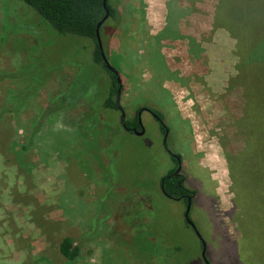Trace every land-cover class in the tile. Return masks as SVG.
<instances>
[{"label":"rangeland","instance_id":"obj_1","mask_svg":"<svg viewBox=\"0 0 264 264\" xmlns=\"http://www.w3.org/2000/svg\"><path fill=\"white\" fill-rule=\"evenodd\" d=\"M111 1L119 17L100 37L121 79L120 104L126 115L152 105L177 133L195 193L189 217L208 261L221 264L225 252L236 264L237 251L246 264H264V249L246 246L232 219L224 155L245 146L243 85L264 64V19L250 37L248 15L239 29L230 25L242 37L239 45L232 37L223 67L215 43L202 45L209 31L190 35L203 26L196 17L208 11L213 21L220 0H167L154 36L145 0ZM93 50L90 39L57 34L22 0H0V264H71L58 251L66 235L80 249L74 264H152L175 246L169 264H181L200 253L184 202L155 188L164 167L148 175L154 139L123 130L118 110L102 106L111 80Z\"/></svg>","mask_w":264,"mask_h":264},{"label":"trees","instance_id":"obj_2","mask_svg":"<svg viewBox=\"0 0 264 264\" xmlns=\"http://www.w3.org/2000/svg\"><path fill=\"white\" fill-rule=\"evenodd\" d=\"M22 1L31 7L38 17L57 34H75L93 41L94 60L107 71L111 80L108 96L102 106L106 110H118L115 101L118 87L116 76L103 62L96 40V26L104 17L106 10H108V17L101 24L99 34L107 20H115L119 17L117 4H113L111 0H106L105 5L104 0ZM217 5L213 17V27L224 28L231 37L237 40L236 45H239L242 36L233 32V25L239 29L236 25L244 24V20L248 15L245 26L249 29L250 35L248 34V37H250L254 35L255 20L257 22L259 18L264 19V0H228V2L227 0H220ZM257 68L255 72L253 71V74H250L254 79L243 85L246 97L244 105L245 118L238 125L240 127L245 125V146L239 154L225 152L224 155L232 183L231 191L234 193L232 202L236 206L235 211L232 210L234 211L231 215L232 219L237 221L242 235L241 238L245 240L246 246L249 242H255L264 249V79L256 78L264 75V64ZM255 81L258 82L257 84L261 83L260 90L256 88V92H254ZM176 189H179L176 184L164 185V190L168 193L173 192L172 194L175 195ZM241 238L232 240L234 244H237L238 249L242 247L243 240ZM76 241L74 237L66 235L58 243L59 253L71 264H74L80 257V249ZM221 245L225 248L223 243ZM173 249L161 250L163 253L158 255V259L152 255L151 263L155 264V260H159L160 264H169L172 254L176 256L181 251L177 246ZM199 249L201 252L200 240ZM236 254L238 257L236 264H246L245 261L240 259L237 251ZM226 259L227 255L224 252L223 258L220 259L222 260L221 264H227ZM181 264H204V262L200 253H198L195 258Z\"/></svg>","mask_w":264,"mask_h":264},{"label":"flooded vegetation","instance_id":"obj_3","mask_svg":"<svg viewBox=\"0 0 264 264\" xmlns=\"http://www.w3.org/2000/svg\"><path fill=\"white\" fill-rule=\"evenodd\" d=\"M119 124L123 130L132 135L138 137L150 136L154 139L146 146L151 150V157L148 158V175H153V171L164 167V172L158 179H156L155 188L158 189L160 194L164 197L176 201H183L185 209L188 199L190 198L191 208L192 199L195 196V193L187 185V180L184 175V158L179 149L180 146L177 143V133L167 122L163 112L154 108L150 104H141L138 108L133 110L131 114L126 115L125 113L124 126L120 122V119ZM165 159L168 161L166 162ZM170 184H176L179 188L175 190V195L172 194L173 192L168 193L164 190V185L169 186ZM148 196L150 197V194H148Z\"/></svg>","mask_w":264,"mask_h":264},{"label":"crops","instance_id":"obj_4","mask_svg":"<svg viewBox=\"0 0 264 264\" xmlns=\"http://www.w3.org/2000/svg\"><path fill=\"white\" fill-rule=\"evenodd\" d=\"M145 4L146 7L144 12V18L149 24L151 33L150 35L154 36L156 33L160 32L165 26L166 15L168 14V7L170 6L167 5V0H145ZM180 5L183 4L180 3ZM206 13V15L204 14L199 16L200 18L196 17V20L202 21L204 27L202 26L200 31L196 29V31L190 33V35L194 37H198V35L200 37H203L204 33L209 31V38L207 40L202 41V45H210L212 43H215V50H217L220 54V61L217 64H220V66L225 67L226 64H223L222 59L227 57L228 53L231 51L230 49L232 37L224 28H214L212 21V13H208V11H206ZM208 64L210 65L215 63H213V61L209 59Z\"/></svg>","mask_w":264,"mask_h":264},{"label":"water","instance_id":"obj_5","mask_svg":"<svg viewBox=\"0 0 264 264\" xmlns=\"http://www.w3.org/2000/svg\"><path fill=\"white\" fill-rule=\"evenodd\" d=\"M105 3H106V0H104V5H105ZM107 17H108V10H106L104 17L102 18V20L96 26V40H97V44H98L99 51H100V54H101L103 62L105 63L106 67L111 72H113L115 74V76H116V81H117L118 87H117V91H116L115 101L117 103V108H118V110L120 112V122L124 126L125 112H124V110H123V108H122V106L120 104V101H119L120 93H121V87H122L121 79L119 77V74H118L117 70L110 64V62L108 61V59H107V57H106V55L104 53L102 42H101V38H100V34H99V28H100L101 24L107 19ZM190 203H191V199L189 198L187 206H186V209H185V211L183 213V217H184L186 223L193 229L194 233L196 234V236L198 237V239L201 242L202 249H201L200 255H201L202 259H203L204 264H211L208 261L207 257H206V243L203 240V238L201 237V235H200L195 223L189 217Z\"/></svg>","mask_w":264,"mask_h":264}]
</instances>
